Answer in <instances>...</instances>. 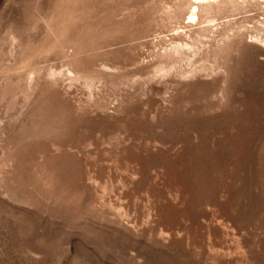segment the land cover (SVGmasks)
<instances>
[{
    "label": "rangeland",
    "instance_id": "1",
    "mask_svg": "<svg viewBox=\"0 0 264 264\" xmlns=\"http://www.w3.org/2000/svg\"><path fill=\"white\" fill-rule=\"evenodd\" d=\"M0 264H264V0H0Z\"/></svg>",
    "mask_w": 264,
    "mask_h": 264
}]
</instances>
